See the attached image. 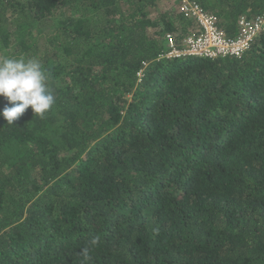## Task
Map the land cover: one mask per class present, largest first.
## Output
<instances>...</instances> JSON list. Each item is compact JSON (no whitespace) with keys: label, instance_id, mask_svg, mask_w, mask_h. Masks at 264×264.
Here are the masks:
<instances>
[{"label":"trees","instance_id":"trees-1","mask_svg":"<svg viewBox=\"0 0 264 264\" xmlns=\"http://www.w3.org/2000/svg\"><path fill=\"white\" fill-rule=\"evenodd\" d=\"M191 1L230 38L264 17ZM179 6L0 0V56L40 61L55 97L0 117V264H264V31L240 57L166 59L199 32Z\"/></svg>","mask_w":264,"mask_h":264},{"label":"built area","instance_id":"built-area-1","mask_svg":"<svg viewBox=\"0 0 264 264\" xmlns=\"http://www.w3.org/2000/svg\"><path fill=\"white\" fill-rule=\"evenodd\" d=\"M179 10L185 18L196 23L199 32L186 37L182 49L175 48L172 36L167 35L165 39L169 51L163 56L166 59L240 57L253 39L264 31L263 16L249 20L242 18L238 21L237 36L230 38L217 27L215 17L206 13L197 3L180 0ZM141 76V72L138 73V77Z\"/></svg>","mask_w":264,"mask_h":264},{"label":"clouds","instance_id":"clouds-1","mask_svg":"<svg viewBox=\"0 0 264 264\" xmlns=\"http://www.w3.org/2000/svg\"><path fill=\"white\" fill-rule=\"evenodd\" d=\"M48 79L49 73L35 58L0 56V97L6 100L0 117L7 125L12 126L29 108L43 118L53 107L55 97L48 87ZM98 242L99 237L90 241L91 244Z\"/></svg>","mask_w":264,"mask_h":264},{"label":"rangeland","instance_id":"rangeland-1","mask_svg":"<svg viewBox=\"0 0 264 264\" xmlns=\"http://www.w3.org/2000/svg\"><path fill=\"white\" fill-rule=\"evenodd\" d=\"M171 1H174V0H171Z\"/></svg>","mask_w":264,"mask_h":264}]
</instances>
